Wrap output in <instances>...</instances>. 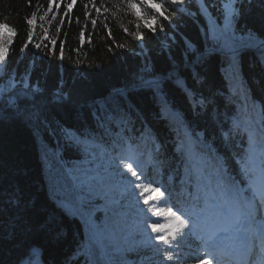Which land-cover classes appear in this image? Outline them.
I'll return each instance as SVG.
<instances>
[{"label": "trees", "instance_id": "16d2710c", "mask_svg": "<svg viewBox=\"0 0 264 264\" xmlns=\"http://www.w3.org/2000/svg\"><path fill=\"white\" fill-rule=\"evenodd\" d=\"M224 2L216 0L213 19L188 14L198 11L196 0H185L187 11L165 2L169 20L161 18L155 34L139 21L141 41L130 35L137 31L138 21L127 0H77L62 25L63 10L49 11V0H31L30 5L28 0H0V21L17 33L1 67L0 86L7 87L14 77L16 91L25 79L30 88L40 89L37 108L29 105L27 111L17 113L5 104L0 111V264H20L28 256L27 264H85L81 251L89 240L97 244L91 224L109 264L194 260L192 236L174 249L173 261L166 262L163 246L152 242L127 249L105 230L102 223L115 209L106 206L110 196L97 173L104 155L119 163L122 157L136 160L142 173L136 182L146 189L151 184L166 190L159 207L173 206L188 217L205 208L209 209L205 216L221 211L229 199H235L234 191L245 200L253 199L252 189L264 184V50L240 48L234 62L225 52L213 50L218 46L205 33L214 21L222 25ZM235 7L241 13L237 36L252 30L264 39V0H242ZM145 11L154 15L151 9ZM33 12V37L22 51L28 41L25 20ZM92 19L97 20L95 28ZM169 72L184 77L194 92L189 97L170 80L162 84L172 110L186 124L171 116L161 118L159 98L153 89L142 86V80ZM57 93L61 99L51 102ZM109 108L117 110L115 115L109 114L98 125L94 114L100 110L104 115ZM37 110L39 119L30 116ZM234 124L239 125V133ZM66 132L85 139L70 142ZM249 157L251 172L246 173L241 170L242 160ZM217 172L223 178L220 186ZM127 180L134 178L126 175L122 181L116 176L112 183L124 200L114 222L129 224L141 217L125 191ZM81 190L91 192L88 211L80 207ZM13 193L20 196L18 206L10 202ZM33 248L39 251L30 256ZM96 254L99 264H108L99 246Z\"/></svg>", "mask_w": 264, "mask_h": 264}, {"label": "snow or ice", "instance_id": "6c2138e0", "mask_svg": "<svg viewBox=\"0 0 264 264\" xmlns=\"http://www.w3.org/2000/svg\"><path fill=\"white\" fill-rule=\"evenodd\" d=\"M170 6H178V10L187 11L184 8L185 0H165ZM165 2H161V0H127V8L131 10L133 16L137 19V24L135 25L137 31L134 33H130L135 39L143 40V34L140 32V23L139 21H143L145 28L153 32H156V24L162 18L164 20H169V7H165ZM192 0H189L191 3ZM242 2V0H231V3L225 5L222 16L223 21L222 25L215 23V26H209L205 35L210 40L214 41L218 47H215L214 51H222L230 56L231 60L234 62L235 57L238 54L240 48H259L264 50V39H260L257 34H255L252 30H248L243 36H237V19L241 15L240 11L235 7L237 3ZM29 5L31 4V0H28ZM77 3V0H71L70 3H60L54 2V0H49L48 9L49 11L55 9H61L64 12V15L60 17L61 25L64 22L65 17H69L74 5ZM198 11L188 12L189 15H204L207 19H213L212 9L216 7V0H196ZM85 7V18L89 17V12L87 11V4ZM145 9H151L154 13L152 16H148ZM99 14L100 8L95 9ZM36 13L33 12L30 17H27L25 22L29 26L28 29V41L22 47V51L27 47L28 42H31L33 37L32 27L34 25ZM41 20L44 17L40 18ZM53 19H56V16L53 15ZM70 22V21H69ZM77 22L79 20L77 19ZM91 23L93 28H95L97 24L96 19H92ZM171 26V25H170ZM123 27V26H121ZM105 28L107 25L105 24ZM61 29L57 27V32ZM160 30L163 31V26L161 25ZM124 31L127 33V29ZM47 29H45V33ZM15 29L10 26L6 21H0V67L6 65L7 57L9 55L10 45L13 43V39L16 36ZM84 31L80 32V41L83 44L84 42ZM109 35H111L109 31ZM53 45V49L50 51L54 54V46L56 44L55 40L51 41ZM187 43V41H186ZM37 49L41 48V44L34 45ZM119 47H123V45H118ZM189 47L191 45L189 44ZM59 59L63 61V43H61V54ZM164 80L172 81L175 88L182 91L186 96L192 97L194 96V92L191 88L188 87L186 79L180 76L177 73L169 72L167 75H161L158 77H153L152 79L142 80V86L153 89L155 95L160 100V116L161 118H166L171 116L173 119L179 121L181 124H186V120L179 113L174 112L172 110L169 101L166 99L162 84ZM22 88L19 91H16L17 82L13 77L7 87L0 86V111L3 110L5 104L7 107L12 109L13 111L20 113L28 110L29 105L33 108H37L38 101L36 94L40 91L39 88H30L29 81L25 79L23 82ZM7 95L5 96V94ZM61 99L60 94L57 93L51 102H57ZM116 109L109 108L104 115H101L100 110L94 114V119L96 123L100 126L103 125L104 119L110 114L112 116L115 115ZM30 116L36 119H39V111H34L30 113ZM233 128L237 133H239L240 128L238 124H234ZM55 131V130H53ZM250 132V130H249ZM230 134V133H229ZM65 138L73 143H79L80 140L85 139V137L81 134H77V136L73 137L65 133ZM254 140L253 135H249L250 144ZM251 157L248 159L242 160L243 170L246 173L251 172ZM122 167L123 171H119ZM120 178L122 181L126 180L125 173L130 174L134 180H127V187L125 191L129 192L137 205L144 204L147 207L139 210V215L141 217L140 223L144 227V232L147 236V242L152 244L155 242V246L159 248V246H163L164 252V261L171 262L173 261V251L174 249H179L182 245V242L187 239L189 236L193 235V230L196 225L203 220L205 222V227L207 228V238L205 240V248L212 249L208 255L215 257L217 251L235 257L237 259L245 256L249 251L250 240L247 235L244 234L245 231H249L250 229L243 230L240 225L243 221L247 220L250 224L255 223V218L252 215L251 209H246L241 215L239 212L233 209L231 213L220 211L213 212L211 216H205L204 212L209 211V209L205 208L204 212L196 214V219H191L186 216L183 212H180L178 209L173 210V206H169L167 211V223L159 222V213L154 210L151 205H156L159 207L160 204L165 202L166 198V190H162L160 187H154L149 184L148 190L155 192L157 194L156 199L150 201L145 198L144 189L145 184L141 181L142 173H139L138 169L135 166L134 161L131 157L121 158V164L117 166ZM216 183L220 186L223 183V178L220 176L219 172H217ZM137 192L139 196L137 197ZM83 199L80 202V207L83 211H88V206L91 204V192H85L81 190L80 193ZM170 203V197H167ZM10 202H14L17 206L20 203V196L17 193H13L10 197ZM83 211L81 215H83ZM151 213V216L148 214ZM91 213L89 212V215ZM151 217H157L156 220H152ZM151 230V234H148V230ZM261 238L264 239V227H261ZM239 241V243H237ZM98 245L94 243L92 240H89L88 245L81 251V255L85 257V264H99V259L96 254V248ZM39 249L33 248L29 250V255H34L38 252ZM199 259V264H212V261L209 259Z\"/></svg>", "mask_w": 264, "mask_h": 264}, {"label": "rangeland", "instance_id": "374dc122", "mask_svg": "<svg viewBox=\"0 0 264 264\" xmlns=\"http://www.w3.org/2000/svg\"><path fill=\"white\" fill-rule=\"evenodd\" d=\"M231 3V0H225L224 2V7L225 5ZM0 71H1V67H0ZM89 147H93L91 145H89ZM97 153V155L99 156L101 153L99 151H94ZM99 160V159H98ZM113 162L112 165L109 164V162ZM135 163L136 168L138 169L137 166V162L136 160H133ZM121 163H119L117 160L113 159V158H108L104 155L103 159L101 160V163L97 169V173L100 177V180L102 182L103 187L107 190L108 195L110 196L109 200H106V206H113L115 209V212L112 216H108L104 219L103 221V225L106 231H108V233L111 236H115V238L117 240H120L121 242H123L126 246L127 249L131 248V247H138L144 244H148L147 242V236L144 232V227L141 225L140 221L136 222V221H132L129 224L125 223V222H114V218H118L120 213H117V210L119 208V206L124 203V200L122 199L121 194L117 191V189H115L113 187L114 183H112V180L116 177V176H120L117 166L120 165ZM119 171H123L122 167L119 169ZM131 176L130 174L125 173V176ZM98 188V187H97ZM144 195L146 199H149V201H151L152 199H156L157 194L155 192H152L148 189H144ZM139 196V193L137 192V197ZM258 196H264V186H262V192L257 194ZM129 197L131 201V205L135 206L138 211L140 209H144L147 206L144 204H139L137 205L136 201L134 200V198L132 197V195L129 193ZM260 199V197H259ZM261 200V199H260ZM151 204V202H150ZM154 210H156L159 213V222L161 223H167L168 219H167V211L165 207H159L156 208L154 207V204L151 205ZM257 206H255V202L251 203L250 206L248 208H252V211L254 214H257L258 212L264 211V210H259V208H256ZM233 208H237L236 206H233ZM158 209V210H157ZM245 209H238L236 210L237 212H239L241 215L244 212ZM233 211L232 207H228L227 209L224 210V212H228L231 213ZM261 214H263L264 218V213L261 212ZM149 215L151 216V213H149ZM151 218H156L157 217H151ZM260 219V218H258ZM92 228L94 229V232H96V228L94 227V225H91ZM200 229L202 230L203 234L201 235L202 238L207 237V228L204 227H200ZM148 234H151V230H148ZM131 239V240H129ZM194 239L196 240L197 237L196 235L194 236ZM154 242V241H153ZM202 254V257H200V259H209L212 261V264H217L215 260H213L212 258H210L209 256L204 255L202 252H200ZM199 253V254H200ZM195 256L192 255V258H194ZM141 259H145V257L141 258ZM28 263V258L24 259L23 261H21L20 264H27ZM183 264V262L181 263ZM193 264H199V260Z\"/></svg>", "mask_w": 264, "mask_h": 264}]
</instances>
